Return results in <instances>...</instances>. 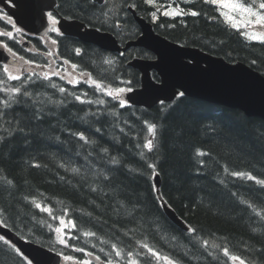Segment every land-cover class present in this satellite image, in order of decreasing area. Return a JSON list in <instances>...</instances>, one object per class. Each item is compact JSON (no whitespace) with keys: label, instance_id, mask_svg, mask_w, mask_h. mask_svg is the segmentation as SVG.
Instances as JSON below:
<instances>
[{"label":"trees","instance_id":"16d2710c","mask_svg":"<svg viewBox=\"0 0 264 264\" xmlns=\"http://www.w3.org/2000/svg\"><path fill=\"white\" fill-rule=\"evenodd\" d=\"M109 1L114 7L105 11L106 4L60 0L58 11L85 22H109L128 5L147 18L155 8L145 0ZM247 1L257 6L264 2ZM184 2V15L160 16L158 32L228 61H243L264 74V41L233 26L210 0ZM212 9L222 17L214 11L210 15ZM191 10L200 13L192 16ZM119 22L125 27L121 31L115 30L114 21L108 27L115 35L139 28L135 21L131 27ZM59 42L62 56L63 50L76 47L84 51L69 60L81 61V68L101 87L38 74L0 81V112L5 114L0 117L3 224L77 260L90 253L121 264L132 259L166 264L164 256L180 264H237L230 259L236 255L246 264H264V119L184 95L152 108L130 105L107 94L140 86L139 71L127 66L126 59L108 63L100 56L106 52L75 37L62 36ZM137 53L152 56L145 49ZM14 87L21 92H12ZM149 140L151 149L145 146ZM157 173L162 197L195 232L181 229L166 215L154 183ZM141 242L161 259L147 253ZM113 244L121 256L115 255ZM0 264H20L1 243Z\"/></svg>","mask_w":264,"mask_h":264},{"label":"water","instance_id":"95a60500","mask_svg":"<svg viewBox=\"0 0 264 264\" xmlns=\"http://www.w3.org/2000/svg\"><path fill=\"white\" fill-rule=\"evenodd\" d=\"M18 8L10 12L17 22L36 33H45L48 22L46 11L54 9L56 0H17ZM141 36L129 41V46H143L153 51L157 58H135L130 65L142 74L141 87L126 93L133 105L152 107L161 100L172 101L181 92L186 96L238 107L248 115L264 118V75L244 63L232 64L222 57L206 53L198 47L168 43L155 36L153 26L136 16ZM79 20L61 19V30L80 39L98 44L111 51L120 50L116 37L109 32L84 28ZM0 60L10 61L0 53ZM156 70L161 82L153 80ZM157 192L168 217L179 227L189 230L177 213L161 197L160 175H156ZM0 233L11 239L36 264H62V256L39 244L24 241L0 223Z\"/></svg>","mask_w":264,"mask_h":264},{"label":"snow or ice","instance_id":"6c2138e0","mask_svg":"<svg viewBox=\"0 0 264 264\" xmlns=\"http://www.w3.org/2000/svg\"><path fill=\"white\" fill-rule=\"evenodd\" d=\"M105 2H107V0H105ZM145 2L148 3V4H153L154 3V0H145ZM206 2H209V0H206ZM210 2L213 3V4L222 3L223 6L226 7V8H230L233 11H239L240 13L246 14L249 17V19L247 20V23H255L257 25H260L261 27H264V11L255 10L251 6H248V5L244 4V3H240L239 0H210ZM259 9L260 10H264V2H261L259 4ZM163 14L166 15V16H169V15L176 16V15L183 14V12L182 11H171L170 12V11L165 10ZM190 14L193 15V16L198 15V13L195 12V11H192ZM106 15H107V13H105V16ZM152 15H153V19H156V13L154 12ZM224 15H225V18L227 20H229L230 22H233V26H236L235 25V22H234V18L231 15H229L227 12L224 13ZM48 17H49V19H50V21H51V23L53 25H55L57 23L56 18L53 16L52 13H48ZM252 17H255V19L254 20L251 19ZM117 26H119V22H117ZM51 30L52 31H55V32H59V29L56 28V27H52ZM0 35H4V36L11 37L12 36V33L11 32H5V33H0ZM252 39H258V40L264 41V34L253 36ZM53 43H56V42L53 41ZM4 46L7 47L6 44ZM9 51H11V49H9ZM80 51H81L80 49H77L76 50L77 54H79ZM48 55H51V53H48ZM20 59L23 60L24 58L23 57H20ZM107 62L108 63H111V61H107ZM26 63L31 64V63H34V61L29 60V61H26ZM71 66H72L73 69H75L77 67L74 64L71 65ZM4 72L8 73L9 79H12V80H20V78H21L19 75H12V73L10 72L9 67L7 65L4 66ZM32 74L35 75L36 73L33 72ZM53 74L59 75V72H55ZM49 75H50L49 73H45L44 74V78L45 79H48L49 78ZM69 82L70 83H78V81H73V80H70ZM93 83L97 87H101V85H100L99 82L93 81ZM11 91L12 92L19 93V92H21V89L14 87V88L11 89ZM60 91L63 92L65 90L63 88H61ZM116 91L117 92H123L125 90L124 89H117ZM107 94L111 96V95H113V92H108ZM24 95H29V93L25 92ZM180 95H183V93H181ZM76 98L77 99H80V97H76ZM4 115H5L4 113L0 112V117H2ZM153 128H154V126H150L149 127V130L152 131ZM20 131H23V129H20ZM80 136H81V138H83V134L82 133L80 134ZM0 139H2V137H0ZM145 146L148 147L149 149H151L152 142L149 140L146 143ZM201 155H203V153H201ZM73 170L75 171V169H73ZM234 175H242V174L241 173H234ZM253 179H255V178L253 177ZM36 206L37 207H42L39 204H37ZM42 210L43 211L51 212V209H49V208H42ZM60 222H61V224H64L65 223V221L63 219H61ZM72 226L75 227V223L74 222H72ZM56 230L59 232L61 229L60 228H57ZM190 231L195 232V229H191ZM84 235H86V236H93V235H95V233L86 232V233H84ZM0 241H3L5 244H8V245L11 246V248L14 250V252L17 254V256H19L21 258L22 264H33V261L24 252H22L19 248H17L15 244H12L11 241L7 240L5 236L0 235ZM60 242L61 243H66L65 240H61ZM208 243L209 242L207 240H204L203 241V244L205 246H207ZM141 246H142L143 249H146L147 250V253L151 254L157 260L161 259L160 253L158 251H156L154 248H152L149 244L141 242ZM112 248L115 250V255L117 257H119V256L122 255L121 251L117 248V245L116 244H113L112 245ZM79 251H84V249H79ZM223 252H224V254L226 256L229 255V249L228 248H226V247L223 248ZM127 255L129 257H132L133 256V253L131 251H129L127 253ZM96 258L97 259H100V257H96ZM162 258L166 261V264H180L179 260H174V259H172V258H170L168 256H164ZM65 259L66 260L72 259V257H65ZM230 259L232 261H234V262L235 261H238L239 264H246L245 260L242 259L240 256L231 255L230 256ZM85 264H88V262L86 261ZM108 264H112V261H108ZM129 264H139V262H138L137 259H132V260L129 261Z\"/></svg>","mask_w":264,"mask_h":264},{"label":"bare ground","instance_id":"6f19581e","mask_svg":"<svg viewBox=\"0 0 264 264\" xmlns=\"http://www.w3.org/2000/svg\"><path fill=\"white\" fill-rule=\"evenodd\" d=\"M95 1H97V3L98 4H100V5H98L99 7H102L106 2H105V0H95ZM107 1H109V0H107ZM163 0H156V1H154V3L153 4H150V5H152L153 7H155L153 10H152V12L153 11H155V9H156V3H161ZM184 2V1H190V0H175L174 1V4H179V8L181 9V11L183 12V14H181V15H176V16H171V15H169V16H167V17H169V18H175V17H179V16H182V15H184L186 12H184V7H183V5H182V3L181 2ZM195 2H193V3H185V4H196V3H198V2H202L203 4H208V3H206L204 0H194ZM254 1H257V2H260L259 0H254ZM197 5H201L200 3L199 4H197ZM201 7H202V5H201ZM129 9V11L131 12V14L133 15V17H134V19H135V22H136V25H138V27H139V23H138V21H137V17L136 16H139L140 18H142V19H144L147 23H149V24H151L152 26H153V28L156 30V28H155V23H156V21L160 18H158L157 20H153L152 18H151V13L152 12H150V14H149V18H147V17H145V16H143V15H141L138 11H137V9L133 6V5H128L127 7H126V9ZM214 9V8H213ZM211 10V11H209V14L210 15H212V12L214 11L215 12V10ZM192 11H195V12H197L198 13V15H199V11L198 10H191V12ZM219 14V12H215V15L216 14ZM198 15H195V16H198ZM220 15V14H219ZM161 16H166V15H164V14H162ZM193 16V15H192ZM221 16V15H220ZM222 17V16H221ZM68 19L70 20V21H72V20H79V18H73V17H68ZM211 20H214V17H211ZM87 25V24H86ZM90 28H93V29H98V30H102L101 28H99V27H90ZM134 29L135 30H137V28H135L134 27ZM138 30H139V33H136V34H139L138 36H134L133 37V39H135V38H139L140 36H141V32H140V29L138 28ZM107 32V31H106ZM155 36H157L159 39H162L163 41H166V42H168V43H173V44H177V45H181L182 43L181 42H177V41H174V40H172V39H170V38H168V37H166L165 35H163V34H161L160 32H158L157 30L155 31ZM118 40V39H117ZM28 41L29 42H31L30 41V39H28ZM65 49H69V48H66V46L64 47ZM77 48V47H76ZM76 48H73V49H71V50H63L62 51V54H63V57L64 58H66V60L65 61H67V60H69L70 58L69 57H71V56H75V55H81L82 53H84V51H82V52H80L79 54H77V52H76ZM139 49H145V50H147V51H150L148 48H145V47H143V46H141V47H139V46H134V45H131V46H129L126 42L124 43V45H122L121 43H120V50H116L114 53H120V54H115V56H120V57H124V59H126V63H127V66H129V67H131V65H130V62H131V58L132 57H134V56H136V55H138V50ZM202 49V48H201ZM129 50V52H127L126 54H121V53H123V52H125V51H128ZM203 50V49H202ZM205 51V50H204ZM210 53V52H209ZM65 54L68 56V58L67 57H65ZM212 54V53H211ZM214 55V54H213ZM100 56H102V59H105V61H111V63H117V62H122V61H120V57H114V58H109V57H106L105 56V54H100ZM215 56H217V57H222V56H218V55H215ZM222 58H224V57H222ZM109 59V60H108ZM117 59H118V61H117ZM230 63H232V64H237V63H244L245 65H248L250 68H252L253 70H255V71H257V72H259V73H261L260 71H258V70H256L255 68H253L252 66H250L249 64H247V63H245V62H243V61H235V62H232V61H229ZM74 64H76L77 65V70L75 69V71L73 72V74H75V75H82L81 77L84 79V80H86L85 78L86 77H88V79L89 78H92V73L90 72V71H88V70H85V69H82L81 68V65H80V63H81V61L79 62V63H75V62H73ZM66 65H67V63H66ZM64 67H63V64L62 65H60L59 67H58V70H59V73L60 74H62V69H63ZM142 74H140V76H141ZM262 75H264L263 73H262ZM56 81V80H55ZM61 81H63V82H65V83H70L69 81H67L65 78H62V80ZM82 80H80V82H81ZM100 82L102 83L103 81H101L100 80ZM113 88V87H112ZM196 99H198V98H196ZM200 100H203V101H207V100H204V99H200ZM168 102H171V101H168ZM207 102H210V103H214V104H217V105H221V106H226V107H230V108H234V109H239V110H241L242 112H244L247 116H250V117H258V118H262V117H259V116H252V115H248L244 110H242L241 108H238V107H233V106H231V105H227V104H223V103H217V102H212V101H207ZM160 103V102H159ZM158 103V104H159ZM133 106H139V107H145V108H152V107H147V106H144V105H133ZM155 106H156V104H155ZM262 119H264V118H262ZM154 183H155V176H154ZM160 187H162V185H160ZM160 191H161V188H160ZM158 194V193H157ZM158 197H159V195H158ZM177 216H178V218H180V219H182L179 215H178V213H177ZM182 221L184 222V224L187 226V227H189V230H187V232H190V230H191V227L182 219Z\"/></svg>","mask_w":264,"mask_h":264},{"label":"rangeland","instance_id":"374dc122","mask_svg":"<svg viewBox=\"0 0 264 264\" xmlns=\"http://www.w3.org/2000/svg\"><path fill=\"white\" fill-rule=\"evenodd\" d=\"M154 1H156V0H154ZM174 1L175 0H163L161 3H156V9H155V11H153L151 13V18L153 19V15L152 14L154 12L156 13V19H153L155 21V20H157L164 13L165 10L170 11V12L171 11H181V9L179 8L180 7L179 4L178 3L177 4H174ZM112 2L107 1L105 3L107 6L105 8L103 7V9H101V10H105V11L106 10H108V11L111 10L114 7V4ZM217 4L219 5V7H220V9H221V11L223 13H226L227 12L229 15H231L234 18V22H235V25L236 26H238L240 28L243 27L242 28L243 30H245V28H246V30L249 32V35H251L252 37L253 36H256V35L264 34V29L260 30V28L258 27L260 25H257L255 23H247V20L249 19V17L246 14L240 13L239 11H233L230 8H226V7L223 6L222 3H217ZM255 10L264 11V10H260V9H257V8ZM251 19L254 20L255 17H252ZM103 60L105 61V59H103ZM63 69H62L61 72H63ZM58 72H59V70H58ZM64 72L66 73V75L68 76V78L69 79H72V80H75L76 79V76H82V75H76L75 76V74H73L72 72H70L68 70H65ZM86 78H88V77H86ZM69 79H66V80L67 81H70ZM113 94H116L120 98H123L124 91L123 92H117L116 90H113ZM67 226L68 225L66 223L62 224V227L63 228H65ZM238 264H239V262H238Z\"/></svg>","mask_w":264,"mask_h":264},{"label":"flooded vegetation","instance_id":"af4514ba","mask_svg":"<svg viewBox=\"0 0 264 264\" xmlns=\"http://www.w3.org/2000/svg\"><path fill=\"white\" fill-rule=\"evenodd\" d=\"M89 2L92 3V4H95V5H100L95 0H89ZM118 13L119 14L114 15L113 18L110 19L111 21H109V22L108 21H104V22L103 21H99V22H92L91 21L92 23L91 22H86V24H87L88 27H99L101 25V26H103L101 29L102 30H105V31H108L109 30L108 27L110 25V22H113V21L115 23V28L117 30H119V31L122 30L123 28H125L124 25H123V23L122 22H119V21H123L125 23H128L129 26L130 25L132 26V21L134 22L135 19H134L133 15L131 14V12L129 11L128 8L126 9L125 13H122V12L120 13V11H118ZM87 21H90V20L87 19ZM117 22H119V26H117ZM135 24H136V22H135ZM131 28H127L125 31H123V33L122 32H119V34L116 35V38L118 39L119 42H121L122 45H124V43L126 42V41H124V39L122 37L123 34L126 35V36H132V39H133L134 36H138L139 35V34H136V33H139L138 28H137V30H135L134 28H132V29ZM9 49H11V52L13 54L17 55L19 58L22 57L19 54V51L17 49L12 48V47H9ZM36 49L39 52V54H44L45 51H46V49L44 47L40 46V45H37L36 46ZM127 52H129V50L128 51H125V52H123L121 54H126ZM115 54H120V53H112V55L107 53V55H105V56L106 57H109V58L120 57V56H115ZM120 59H124V57H120ZM117 61H118V59H117ZM96 263H97V260H95V259H92L91 260V264H96Z\"/></svg>","mask_w":264,"mask_h":264}]
</instances>
